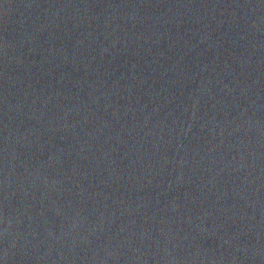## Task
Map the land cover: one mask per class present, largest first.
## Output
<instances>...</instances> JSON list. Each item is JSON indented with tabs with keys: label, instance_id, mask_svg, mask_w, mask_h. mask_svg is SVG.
<instances>
[{
	"label": "water",
	"instance_id": "1",
	"mask_svg": "<svg viewBox=\"0 0 264 264\" xmlns=\"http://www.w3.org/2000/svg\"><path fill=\"white\" fill-rule=\"evenodd\" d=\"M0 264H264L79 0H0Z\"/></svg>",
	"mask_w": 264,
	"mask_h": 264
}]
</instances>
